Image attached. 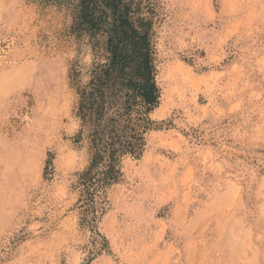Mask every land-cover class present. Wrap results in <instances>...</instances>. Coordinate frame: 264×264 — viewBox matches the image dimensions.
Masks as SVG:
<instances>
[{"label":"rangeland","instance_id":"1","mask_svg":"<svg viewBox=\"0 0 264 264\" xmlns=\"http://www.w3.org/2000/svg\"><path fill=\"white\" fill-rule=\"evenodd\" d=\"M135 1L153 19L155 128L91 228L73 138L103 52L70 33L72 7L0 0V264H264V0Z\"/></svg>","mask_w":264,"mask_h":264},{"label":"trees","instance_id":"2","mask_svg":"<svg viewBox=\"0 0 264 264\" xmlns=\"http://www.w3.org/2000/svg\"><path fill=\"white\" fill-rule=\"evenodd\" d=\"M41 0L43 5L72 7L70 33L88 36L104 61L94 63L87 82L77 88L79 127L73 141L85 142L86 167L72 184L79 192L82 223L94 227L104 212L107 190L121 180L122 161L139 158L147 134L155 128L151 111L159 103L152 45L153 19L135 0ZM72 77L78 72L73 68ZM52 173L51 158L43 175Z\"/></svg>","mask_w":264,"mask_h":264}]
</instances>
